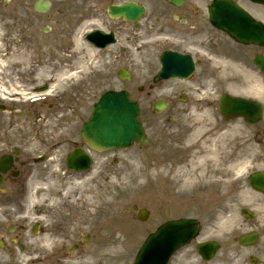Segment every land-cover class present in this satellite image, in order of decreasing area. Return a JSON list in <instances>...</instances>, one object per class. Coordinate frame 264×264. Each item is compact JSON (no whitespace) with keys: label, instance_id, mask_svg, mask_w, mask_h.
Listing matches in <instances>:
<instances>
[{"label":"rangeland","instance_id":"374dc122","mask_svg":"<svg viewBox=\"0 0 264 264\" xmlns=\"http://www.w3.org/2000/svg\"><path fill=\"white\" fill-rule=\"evenodd\" d=\"M3 1L4 0H0V42L2 45H6L8 49L12 48L14 45L12 44V37H16L17 35L23 37V35L25 36L27 34L26 30L28 29H25V18L28 19L29 22H33V20L36 18L35 26H38V31L40 37L42 38V36H47L42 32L43 26L51 25L54 29H59V22L56 14L66 9V6L62 4L61 0H51L53 2V7L51 11L46 15L37 16L33 9L35 0H12L8 4H5ZM100 1L102 2L100 3V5L90 4V9L93 8L95 12L97 11V13H95L96 17L105 24V0ZM114 1L121 2L122 0ZM209 1L210 0H206V3H208ZM83 6L87 7L88 5L83 4ZM28 8L30 10L29 14H27ZM91 27H95L94 24L91 25L89 28ZM59 32L60 30H54L52 32V37H58L57 35ZM82 48L85 51L87 49L85 48V46ZM113 49V51L107 53L106 55H103L101 53L98 58H95L96 61H93L92 63L88 61L89 63H87L86 67L84 68V73L79 76L78 81L69 82V80H66V77H64V82L62 81L61 83L63 85L65 84V86L68 84L67 87L69 91L63 99L61 98L59 101V98L57 99L58 102L55 104L56 106H54L52 109H48V106H40L33 110L34 112H61L62 117H71V120L73 119L74 123L73 126H71L73 138L71 141H69L68 144L70 147H72L76 142L78 144L82 143V141L80 140L81 127L90 116V109L92 107L93 102H95V100L102 93L112 89L128 90L131 93L132 97L137 99L139 97L137 88L141 84L140 80H142L143 77H147L150 72H153L156 69V65L152 63L153 55H151L150 52H142L140 57L137 59L133 54H128V57V55H122L118 50H116V47ZM0 54H3L4 59H7L6 61L8 62L6 70L4 69L3 71L6 72L5 76L10 78V89L15 86L17 87V89L26 93L25 95H21L22 97L20 98L16 96L12 98L10 96V99H8L9 104H12L11 102H16L14 106L26 108L24 105H22V102L25 103V100L29 96L37 94V92H34V90L40 86L45 85V83H40L38 80L35 81L34 75L30 74L34 71V67L32 65H28V69L30 70H27V68L23 70V62L19 61L17 63L18 66H12L10 64V60L8 59V52L2 50L0 51ZM59 60L60 58H56V61L54 63V67L58 69L61 68V63ZM45 64L49 66L51 65L48 64L47 61ZM49 66L47 69L51 70ZM123 67L133 71L135 75L134 81L132 80L131 82H121L119 79H117L116 73L119 68ZM63 71H65V69L62 67L61 73ZM45 74L46 76H48L49 73L45 72ZM19 76L24 77V79L21 80ZM46 79L48 78L46 77ZM234 81L238 82L239 77L235 76ZM72 82H77L76 89H73L74 85L70 87V83ZM206 85L211 88H215L218 91V94H223L227 92V90L232 91L229 88L230 85L225 81L221 82V84L215 85L218 87H213L211 83ZM86 87L93 89V96H90V94L85 95L84 89ZM173 87H175V84L166 83L164 86L159 88V90L154 94L153 99H146V101H142L144 111L143 117L148 128V135L150 136H152L153 130H155L154 127L160 128V121L163 120V115H153L151 112H148V109L150 108L149 106L152 105L154 101L162 98L172 100L174 94L170 95L169 93H166L165 90ZM71 88L73 89V92H71ZM239 91L241 90L239 89ZM56 93L58 92L56 91ZM203 102V104L198 103V105L195 106L198 110L190 111L192 110V108H190L191 104L184 106L183 110H185L184 112H216L215 106L214 108H211L214 101H209L208 99H206L203 100ZM81 104L84 107L83 109L78 110L77 108H79ZM207 118H205V120H207ZM64 126L68 125L64 123ZM56 128L57 127H54V129ZM62 128L63 126L61 124V132L62 134H65V132H67L68 130ZM245 129L248 135L250 136V138H248L251 140L249 146L241 148H238L236 146V148H234V146H232L233 144H231L227 147L221 148V152L224 156L226 155L228 148H230L232 153H230L231 156L235 155L236 153L237 160H249L251 163V167L243 178H241L237 183L233 182L231 184L235 187L230 188L231 190H233V193L231 196L228 197V199H226V202L222 204L223 200H225V197H223L225 195L222 193V191L221 193L223 196L218 194V190L213 195L214 200H217L216 203L218 205L222 204L221 206L223 207H226L227 200L231 201V208L229 210L231 211L233 220L230 225V228L234 231V235L225 238L223 242L225 245L223 252L225 253L227 250H229L232 251L234 255L237 252L240 256L243 257H245V255L247 254V249L244 250L238 243L235 244L233 240L234 237H239L242 234L250 232L253 229L256 230L258 227H260L259 230L263 231L262 235H264V196L254 192L252 189L249 188L248 185V177L251 173L255 171H264V135L261 134V128L247 127ZM240 130L242 131V136H244V130L239 127V131ZM74 134H76V136H74ZM234 138H236V134L234 135ZM69 146H64L61 149V161H53L51 165H49L51 169L49 170V172H47L54 173L57 176L59 175L61 176V178L53 179L51 181L52 186L49 187L50 190L45 191L43 195L36 196L34 200L32 199V197L29 198L28 205L31 207L30 219L39 220V211L41 210L39 209L40 205H55L56 211L52 212V215L54 217L53 219L57 220L60 214V218H62L64 221L72 222L67 225L70 229H72L73 231H79L80 229L75 230L77 229L76 223L77 221H79L78 219L81 215L80 210L83 209H78L77 212L73 214V205L75 201L77 202L76 205L78 207V205L81 203V196L87 198L90 194L104 193L106 182H122V179L125 177L130 178L124 179L126 182V188H131L135 196H130L124 192H117L114 193L111 197H105V199L110 201L111 204L120 203V209H122L120 211V216H122L123 211H130L133 205H138L140 207H145L146 209H148L150 211V217L148 221L145 224H140L137 222L139 225L142 226V228L146 229L148 227L157 225L163 218L169 215L192 216L197 214L195 212H191L190 210L184 213V211L181 210L182 208L176 209V207H174L173 209H171V207L169 206L164 212H161V208L164 204H166L167 199L166 188L168 181L162 179L164 175H162L161 169L166 164L154 162L151 160L150 145L145 148L134 147L130 150H121L101 156L94 154L93 157L96 160V164L94 167V171L90 175H74L70 178H66L67 176L63 175V173H65L66 171L64 168V162L67 156L66 151ZM58 154L59 153H56L54 157H59ZM146 166L148 167L149 178H135L136 172L134 168L140 167L142 169H146ZM225 172L226 171H224L223 173L221 172L222 175L225 176ZM68 190H70L69 196L66 202H63V200L66 198L65 195ZM159 200L161 202H158ZM156 202L157 206L155 204ZM108 208H111L110 204H108L107 206L105 205V209ZM243 208L249 209L253 212V214L255 215L253 221H248L241 215L240 211ZM46 210L48 214L49 210L52 209L47 206ZM215 210L216 208H214L212 212H210L209 209H205V211L201 214L204 225L207 224V220L209 219L211 214H214L213 212ZM88 214L89 213L84 210V215H86L85 218L88 217ZM119 221L115 220L112 226L116 228L117 223ZM141 233L142 232H140L139 234ZM117 238H119V236ZM114 244L115 245L113 246L115 253L117 251L122 250V246L119 241L115 242ZM260 244L264 245V238L260 241ZM138 245L140 246L139 242L136 245L137 247L135 246L136 250L139 247ZM98 254L100 255V253ZM130 259V254L126 253L125 251H120L116 254V260H118V264H126L130 261ZM177 259L175 264H178Z\"/></svg>","mask_w":264,"mask_h":264},{"label":"flooded vegetation","instance_id":"af4514ba","mask_svg":"<svg viewBox=\"0 0 264 264\" xmlns=\"http://www.w3.org/2000/svg\"><path fill=\"white\" fill-rule=\"evenodd\" d=\"M150 1V2H149ZM147 8L149 10V18L144 22V32L146 37L152 39H167L169 41L166 45L155 44L151 50L155 53H162L167 51H175L179 53H192L195 62L201 61V48L195 37L199 31H206V6L203 1L199 3L193 0H185L180 5H176L167 0H149ZM240 5L254 16L264 20V6L255 4L250 0H236ZM211 48V47H210ZM235 50H240L245 60H234L235 63L241 62L246 66H252L253 55L264 54V49L254 48V46L234 45ZM214 51L222 52V46H216ZM159 54V55H160ZM158 55V58H159ZM156 58V57H155ZM153 58V61L155 60ZM157 58V62L159 61ZM152 77V76H151ZM196 77V76H194ZM209 77L198 76V79H205ZM210 79V78H209ZM149 81L148 79H143ZM151 85V84H150ZM148 92L147 96H151L152 92ZM169 106V110H170ZM172 109H175L174 107ZM17 115L24 112H15ZM28 113V112H27ZM168 116L174 117L175 124L167 126L171 130L166 136L160 132H156L154 136V143L152 145V156L154 159H163L167 163L176 160V164L184 165L188 162L190 165L201 160L203 154L198 147H193L187 140L188 136L192 134L198 127L193 125L178 124L180 119L178 114L181 112H167ZM191 113V112H182ZM39 112H32V115H37L38 120L42 116ZM19 125H12L6 123L0 118V151L6 150L5 154H13L10 150L14 142L11 140L13 136L20 139L17 144L22 148L18 155L11 158V163L0 164V244H3V250L13 251L18 244L27 242L31 235V226L29 221H20L16 218L21 216V205H13V197L19 198L23 192V181L26 171L30 167V156L28 155L29 140L26 139L29 132V126L22 127V130L14 129ZM38 132L37 138L39 137ZM27 153V154H26ZM0 155V161L3 156ZM191 162V163H190ZM202 185H193L186 190L187 195L190 196L192 206L203 208L201 204V195L203 192ZM16 210L17 214L13 211ZM45 229H42V234H45ZM72 235L78 236L75 232ZM92 237H87L86 240L93 241Z\"/></svg>","mask_w":264,"mask_h":264},{"label":"water","instance_id":"95a60500","mask_svg":"<svg viewBox=\"0 0 264 264\" xmlns=\"http://www.w3.org/2000/svg\"><path fill=\"white\" fill-rule=\"evenodd\" d=\"M135 14H139V10H136ZM134 19L135 16H132L131 20ZM247 111L250 110L247 108L245 101L232 99L228 96L223 98L221 112L227 117H231V115H243L246 118H251V116L246 115ZM137 117L136 106L132 105L126 97L123 95L118 97L106 95L104 101L95 107L92 119L85 126L83 137L98 149L120 147L121 144H124L121 146L125 147L126 145H130L133 139H138L141 142L142 139L140 136H142V129ZM251 183L255 190L264 193V174L252 176ZM166 233L170 238L168 242L169 247H160L162 255L166 257L164 263L179 246L187 241L182 237L172 236L170 229ZM149 264H153L152 261Z\"/></svg>","mask_w":264,"mask_h":264},{"label":"bare ground","instance_id":"6f19581e","mask_svg":"<svg viewBox=\"0 0 264 264\" xmlns=\"http://www.w3.org/2000/svg\"><path fill=\"white\" fill-rule=\"evenodd\" d=\"M32 39H35V37H32ZM20 44H23L24 46H43L44 45V43L37 42L35 40H29L27 43L21 42ZM52 44H56L59 47L58 42L52 43ZM92 52H93L92 49H88L86 56H88V55L92 56ZM85 59H86L85 51L82 49V45H81V43H79L78 39H76L75 46H74L72 53L70 55H61L60 56V60L63 64L71 63V65L73 67H75L78 72H81L86 67ZM23 66H26V65L23 64ZM41 67H42L41 68L42 72H44V73L48 72L49 73L48 76H51L52 79H49L52 81L51 88L53 90H56L55 88L60 86V82L57 81V74L52 72L51 70L47 69L48 68L47 65H42ZM69 73H70V70H65L60 74V77H65V76L68 77L67 75H69ZM61 81H63V80H61ZM13 91L15 93V90H13ZM15 94H17V92ZM237 129H238L237 127L227 125L225 128H222L215 133L216 140L220 143L221 147H227V146H229V144L231 145L232 140H234L236 142V146L238 148L249 146V143H251V140L249 139L250 137L246 133L244 134L245 137L242 136L241 130L238 131L237 133H235V131ZM234 133L236 134L235 139H233V137L235 135ZM219 166L221 168V171H223V172L228 171L232 174V176L234 174L236 177L235 180H236V182H238L249 171V169L251 167V163L247 159L237 160L236 162H229L228 160L223 158L219 162ZM134 170L136 172L135 178H145V179L149 178L148 177L149 171H148L147 166H146V169L136 167V168H134ZM186 182H188L187 178H186ZM115 187H116V183L107 182L105 184V194L104 193L91 194L89 196V198L87 200V204L90 206V208H92V210H91L92 215H90L89 220L91 219V216H93V219H94V216L97 215V211H94L93 209L94 208H96L97 210L100 209V206L103 203L113 205L115 208H117L119 203L111 204L110 201L105 199V196H109V194H107L108 190L115 188ZM32 199L34 200L35 197H32ZM117 211L115 212L113 219L119 217V214H117ZM109 215H110V213L108 211H105V237H107L105 239V243L109 242V239L111 238V236H113L115 233H118V228L116 229V228L110 227L109 222L112 221L113 219H109L108 218ZM94 220H97V219H94ZM46 243L48 244L49 242L46 241Z\"/></svg>","mask_w":264,"mask_h":264}]
</instances>
